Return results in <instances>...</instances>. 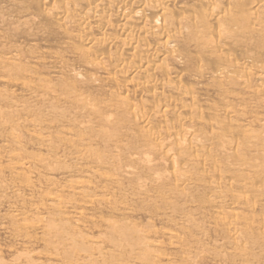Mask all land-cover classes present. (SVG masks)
<instances>
[{
	"label": "bare ground",
	"instance_id": "1",
	"mask_svg": "<svg viewBox=\"0 0 264 264\" xmlns=\"http://www.w3.org/2000/svg\"><path fill=\"white\" fill-rule=\"evenodd\" d=\"M0 264H264V0H0Z\"/></svg>",
	"mask_w": 264,
	"mask_h": 264
}]
</instances>
